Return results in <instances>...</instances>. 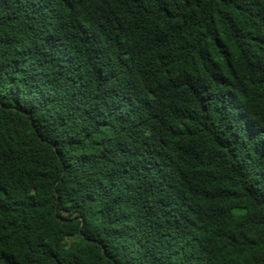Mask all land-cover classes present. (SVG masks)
<instances>
[{
	"label": "trees",
	"instance_id": "obj_1",
	"mask_svg": "<svg viewBox=\"0 0 264 264\" xmlns=\"http://www.w3.org/2000/svg\"><path fill=\"white\" fill-rule=\"evenodd\" d=\"M0 264H264V0H0Z\"/></svg>",
	"mask_w": 264,
	"mask_h": 264
}]
</instances>
